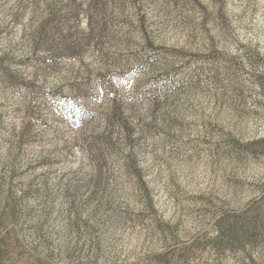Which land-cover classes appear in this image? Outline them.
I'll use <instances>...</instances> for the list:
<instances>
[{
  "label": "rangeland",
  "instance_id": "obj_1",
  "mask_svg": "<svg viewBox=\"0 0 264 264\" xmlns=\"http://www.w3.org/2000/svg\"><path fill=\"white\" fill-rule=\"evenodd\" d=\"M0 264H264V0H0Z\"/></svg>",
  "mask_w": 264,
  "mask_h": 264
},
{
  "label": "trees",
  "instance_id": "obj_2",
  "mask_svg": "<svg viewBox=\"0 0 264 264\" xmlns=\"http://www.w3.org/2000/svg\"><path fill=\"white\" fill-rule=\"evenodd\" d=\"M248 219V218H247ZM237 224H239V225H237ZM248 225V226H247ZM256 227H257V224L256 223H254V222H252V221H246V220H244V221H242V220H240V221H238L237 223H236V226H234L233 228H232V230H233V237L234 238H237V237H239L237 234L238 233H244V235H246L245 234V231H246V233H247V231H252V230H254V229H256ZM222 229V228H221ZM247 229H249V230H247ZM241 231V232H240Z\"/></svg>",
  "mask_w": 264,
  "mask_h": 264
}]
</instances>
